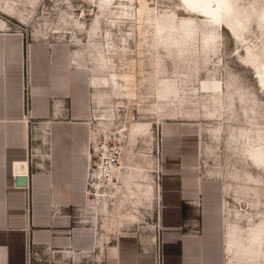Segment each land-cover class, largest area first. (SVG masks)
Masks as SVG:
<instances>
[{
	"label": "crops",
	"instance_id": "1",
	"mask_svg": "<svg viewBox=\"0 0 264 264\" xmlns=\"http://www.w3.org/2000/svg\"><path fill=\"white\" fill-rule=\"evenodd\" d=\"M89 81L68 45L0 29V264H27V245L32 264H157L155 242L159 264H230L233 192L186 128L126 135L120 189L85 194Z\"/></svg>",
	"mask_w": 264,
	"mask_h": 264
},
{
	"label": "rangeland",
	"instance_id": "2",
	"mask_svg": "<svg viewBox=\"0 0 264 264\" xmlns=\"http://www.w3.org/2000/svg\"><path fill=\"white\" fill-rule=\"evenodd\" d=\"M223 6L204 19L185 0H0V29L45 32L90 78L110 81L93 88V127L121 157L132 125L200 135L205 164L233 192L230 264H264V0ZM233 12L241 22L221 15Z\"/></svg>",
	"mask_w": 264,
	"mask_h": 264
},
{
	"label": "built area",
	"instance_id": "3",
	"mask_svg": "<svg viewBox=\"0 0 264 264\" xmlns=\"http://www.w3.org/2000/svg\"><path fill=\"white\" fill-rule=\"evenodd\" d=\"M96 137L91 140V154L87 171L85 194L92 202L111 198L121 184L119 175L126 172L127 167L123 164L120 149L107 142L100 144ZM157 264H159L160 247L155 242ZM32 252L27 245V264L31 263ZM41 262V261H39Z\"/></svg>",
	"mask_w": 264,
	"mask_h": 264
},
{
	"label": "bare ground",
	"instance_id": "4",
	"mask_svg": "<svg viewBox=\"0 0 264 264\" xmlns=\"http://www.w3.org/2000/svg\"><path fill=\"white\" fill-rule=\"evenodd\" d=\"M185 2H186V4H187V7H188V9L189 10H191V12H193V13H195V14H197V15H199V17L200 18H204V19H208L209 17H211L210 15H213V13H215L216 11H218V10H223V0H185ZM231 3H232V7H233V1H231ZM252 6V5H251ZM253 9V8H252ZM256 9H257V7H256ZM193 10V11H192ZM251 11V10H250ZM256 10H254V12H255ZM252 14V13H251ZM256 14H257V12H256ZM259 16H261V15H263L264 14V8L262 9V10H260L259 11ZM257 14V15H258ZM222 16H226V17H228L229 19H232V20H234V21H237L238 23L239 22H241V18L243 19V15L242 14H240V13H230V14H228V15H225V14H221ZM247 15V14H246ZM254 15H255V13H254ZM256 16V15H255ZM250 18H251V16H250ZM254 18V17H253ZM254 19H256V18H254ZM257 21V20H256ZM258 23V22H257ZM227 25V24H226ZM242 25V24H241ZM229 26H231V25H229ZM232 27V26H231ZM0 28H4V24L3 23H1L0 22ZM243 30H245V29H243ZM232 31V32H231ZM230 32L233 34V36L235 37V40L238 38V36H237V34H236V32L235 31H233V29L231 30ZM231 34V35H232ZM232 36V37H233ZM259 46V45H258ZM247 53V52H246ZM100 54V53H99ZM102 57V56H101ZM250 57H251V55H250ZM102 59V58H101ZM103 61V60H102ZM101 61V62H102ZM105 61V60H104ZM100 62V61H99ZM106 65V64H105ZM106 67H107V65H106ZM262 71H263V69H262ZM262 71H261V73H262ZM108 72V71H107ZM114 72V71H113ZM261 73L259 72L258 74H257V78H259L260 79V76H261ZM114 74H116V73H114ZM262 74H264V71H263V73ZM106 76H104V78H105ZM116 77V76H115ZM118 77V76H117ZM127 79H125V81H126ZM263 80V79H262ZM90 84L91 85H94V87L95 86H98V87H100V88H103V87H105V85H107V84H109V82L110 81H108V80H106V79H96L95 77H92V78H90ZM126 82H128V81H126ZM104 85V86H103ZM126 85V84H125ZM121 92H122V90H121ZM131 94V93H130ZM122 95V94H121ZM105 97V96H104ZM108 98H110L109 96H108ZM127 98V97H126ZM112 100V99H111ZM118 100V99H117ZM100 101V100H99ZM111 109H112V107H111ZM112 113V112H111ZM111 115V114H110ZM109 115V116H110ZM102 120V119H101ZM108 120V119H107ZM140 130H144V131H147V128H146V126H143V125H140V124H138V125H132V127H131V129H130V132H131V137L133 138V137H135L136 136V134L137 133H139V131ZM146 133V132H145ZM147 136V135H146ZM93 137V136H92ZM97 140V139H96ZM134 142V141H133ZM260 153V155H261V152H259ZM129 173V172H128ZM125 187V186H124ZM126 190V189H125ZM130 193H132V191L130 192Z\"/></svg>",
	"mask_w": 264,
	"mask_h": 264
},
{
	"label": "water",
	"instance_id": "5",
	"mask_svg": "<svg viewBox=\"0 0 264 264\" xmlns=\"http://www.w3.org/2000/svg\"><path fill=\"white\" fill-rule=\"evenodd\" d=\"M26 178L25 177H18L15 179L16 186L23 187L26 184Z\"/></svg>",
	"mask_w": 264,
	"mask_h": 264
}]
</instances>
